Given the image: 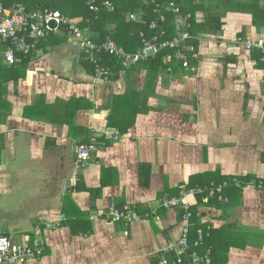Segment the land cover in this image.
Masks as SVG:
<instances>
[{"label": "crops", "instance_id": "1", "mask_svg": "<svg viewBox=\"0 0 264 264\" xmlns=\"http://www.w3.org/2000/svg\"><path fill=\"white\" fill-rule=\"evenodd\" d=\"M224 21L222 36L199 41L197 65L159 74L148 97L144 70L129 86L124 74L97 80L66 34L59 45L41 42L22 78L0 58V234L24 245L45 229L41 257L24 264H177L179 250L164 248L186 223L160 203L222 184L221 199H189L192 264L208 252L212 264H264V66L252 57L258 48H245L264 41V29L246 14ZM113 103L112 122L124 109L137 113L134 126L97 141L117 133L107 126ZM92 139L91 159L75 169L74 146ZM140 164L152 168L144 185ZM113 208L140 220L115 222Z\"/></svg>", "mask_w": 264, "mask_h": 264}, {"label": "trees", "instance_id": "2", "mask_svg": "<svg viewBox=\"0 0 264 264\" xmlns=\"http://www.w3.org/2000/svg\"><path fill=\"white\" fill-rule=\"evenodd\" d=\"M106 2L109 3V7L104 6ZM169 2H173L180 9V15L187 18V24H189V27H185L183 30V32L188 33L189 39L185 40L179 47L183 58H176V49L167 47L163 48L154 58L123 69L116 58L106 54L95 55L96 58L101 60L102 66L109 69V82L118 81L120 74H124L129 86L131 74L137 70H144L146 73V85L143 94L145 97H148L154 93L159 74L166 76L173 74L176 77V73L185 74V69H190V67L197 65L195 56L199 52V41L203 38L222 36L225 26L224 20L228 14L250 15L253 26L257 29H264V0H159L157 4L166 5ZM0 4L6 9H12L19 5L24 7L26 12L30 14L43 13L44 11L59 12L65 18L73 21L79 27L83 36L91 40L93 44L100 45L109 38L118 48L128 54H135L139 51L143 45V39L149 40L153 36H158L159 43H162L178 37L174 27L175 19L169 17L164 22H160L158 15L153 12L156 5L151 4L148 0H96L95 6L98 8L97 11L91 9L89 0H0ZM131 14L137 15L138 21L133 22L129 20V15ZM152 22L158 25V29H149V25ZM162 32H164V35H161ZM63 34H65V30L61 28L58 33H50L46 39L50 42L51 46L59 45L65 40ZM141 34L144 37H141ZM44 40H41L40 43ZM39 44L28 55H22L19 52L15 53V56L19 57L20 62L8 67V69L13 72H16V68L21 70L16 79L24 77L25 64ZM6 47L5 44L0 43V56L7 49ZM252 57L256 61V64L264 66V62L261 63L260 59L262 55L258 49L254 51ZM165 58H171V60L165 61ZM86 62L91 66V70L94 73V65L88 60ZM184 63L186 64L185 67L183 66ZM1 70L4 69L1 68ZM123 97L125 98V96ZM120 99L117 97L115 101ZM114 105L115 103H113V107L107 118V126L110 130L114 129L117 133L110 136H105L103 133L100 136L95 135V140L99 138L107 141L109 138L106 137L112 139L115 137L119 138V136H123L134 126L137 113L129 115L124 109L119 112L117 123L114 124L112 122L114 118ZM139 112L147 113L148 109H142ZM99 139L97 141H100ZM151 171V166L140 164L138 171L140 177L139 183L146 184ZM224 188H222L219 194L220 197ZM206 193L208 196V192ZM206 193L202 196H197V199L200 201V198L204 197ZM191 243L193 244V241ZM192 244L180 264H192V260L189 257L192 252H195ZM174 261L176 262V260ZM207 262L208 264H212V258L208 260L207 257V261H203L200 264H206Z\"/></svg>", "mask_w": 264, "mask_h": 264}, {"label": "built area", "instance_id": "3", "mask_svg": "<svg viewBox=\"0 0 264 264\" xmlns=\"http://www.w3.org/2000/svg\"><path fill=\"white\" fill-rule=\"evenodd\" d=\"M96 0H89V4L94 11L98 8L95 6ZM151 4L156 5L153 10L155 14L158 15L159 21L164 22L166 18L175 19L174 27L177 32L178 37L171 40L159 43L158 36H153L149 40L143 39V45L139 51L135 54L125 53L122 49L118 48L111 39H106L100 45H95L83 36V33L77 27L73 21L62 16L59 12H47L44 11L30 14L26 12L24 7L16 6L12 9H6L0 4V43L5 44L7 49L1 54V58L4 63L8 66H13L20 62L19 57L15 56V53H21L22 55H28L32 52L37 44L41 40L46 39L50 33L59 32L61 28L65 30V34L73 37L79 42V47L83 54L85 60L90 61L94 67L93 76L97 80L108 81L109 69L102 66L101 60L96 58L95 55L106 54L116 58L123 69H127L139 62H143L147 59L154 58L163 48L176 49V58H183L181 56V49L179 47L181 44L189 39V35L183 32L185 27H189L187 24V18L180 15V9L173 3L169 2L166 5H158L159 0H148ZM104 6L109 7V3H104ZM129 20L135 22L138 21L137 15H129ZM51 23L55 25V28H51ZM158 25L152 22L149 25V29L156 30ZM164 35V32L161 33ZM144 37L141 34V37ZM251 47L258 48L262 57L261 62H264V45L263 41L258 40L256 43H251L249 41L245 42V48L250 50ZM171 58L165 61H170ZM185 67L186 64L184 63ZM105 136H110L109 133L105 132ZM117 139V137H115ZM94 139L89 143H78L74 146V166L75 169L83 168L91 159L92 153L95 149ZM236 186L240 184L234 181ZM239 184V185H238ZM227 186L220 185L218 187H210L209 189L192 188L188 191H182L178 198H171L163 200L160 206L164 209H180L181 218L185 224L181 235L177 242H172L164 248L165 252H171L179 250L176 263L180 264L183 252L189 248L188 232H189V219L192 216V211L190 208L189 199L197 195L208 192L209 196H214L215 194H220L223 187ZM221 199V197H219ZM110 215L113 221L118 223H124L125 225L134 223L140 220L139 215L134 211H120L118 209H111ZM63 219V218H62ZM51 226H47L49 229ZM45 230V229H44ZM41 227L34 228V238L33 240L26 242L24 245H18L13 242V240L6 234H0V264H24L30 260L37 259L41 257L43 245L40 239L41 233L44 231ZM202 236H199V240L196 245L201 241ZM178 246V248L176 247ZM209 252L201 258V261H207ZM192 261L199 260L196 253L191 256ZM159 264H168L167 260L163 259Z\"/></svg>", "mask_w": 264, "mask_h": 264}, {"label": "water", "instance_id": "4", "mask_svg": "<svg viewBox=\"0 0 264 264\" xmlns=\"http://www.w3.org/2000/svg\"><path fill=\"white\" fill-rule=\"evenodd\" d=\"M51 28H52V29L55 28V25H54L53 23H51Z\"/></svg>", "mask_w": 264, "mask_h": 264}, {"label": "rangeland", "instance_id": "5", "mask_svg": "<svg viewBox=\"0 0 264 264\" xmlns=\"http://www.w3.org/2000/svg\"><path fill=\"white\" fill-rule=\"evenodd\" d=\"M56 33H58V32H56ZM33 235H35V234H34V230H33Z\"/></svg>", "mask_w": 264, "mask_h": 264}, {"label": "bare ground", "instance_id": "6", "mask_svg": "<svg viewBox=\"0 0 264 264\" xmlns=\"http://www.w3.org/2000/svg\"><path fill=\"white\" fill-rule=\"evenodd\" d=\"M69 183V182H68Z\"/></svg>", "mask_w": 264, "mask_h": 264}]
</instances>
